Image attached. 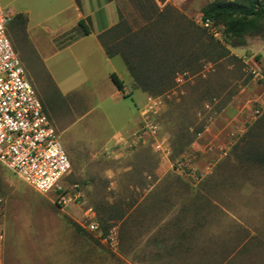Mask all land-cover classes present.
Returning a JSON list of instances; mask_svg holds the SVG:
<instances>
[{
    "label": "rangeland",
    "instance_id": "rangeland-1",
    "mask_svg": "<svg viewBox=\"0 0 264 264\" xmlns=\"http://www.w3.org/2000/svg\"><path fill=\"white\" fill-rule=\"evenodd\" d=\"M211 2L172 0L158 6L152 0H119L118 31L139 34L133 45L143 37L141 46L149 51L148 59H133L141 72L164 69L176 56L184 70L174 74L172 88L163 95L150 96L159 102L155 140L115 154L102 150L92 158L84 155L88 134L100 149L108 132L120 127L109 111H135L134 98L114 105L107 96L99 99L89 82L78 93L84 100H75L76 93L60 99L48 73L52 62L44 64L36 52L49 50L60 28L72 29L71 15L56 16L63 7L59 0H0V8L13 13L7 26L12 46L70 163L74 159L61 184L76 185L81 195L76 205L60 209L53 190L37 194L0 166V232L7 240L3 264H60L66 257L79 264L85 253L92 264H264V19L257 33L244 37V47L232 48L224 33L217 40L201 28V10ZM25 11L32 12L29 18L21 15L26 23L14 19ZM78 34L74 28L64 40ZM207 37L228 55L206 61L201 43ZM112 43L114 49H128ZM113 64L125 79L122 60ZM71 73L76 74L68 68L66 89L77 83L75 78L70 83ZM156 141L161 150L153 147ZM159 172L164 179L158 180ZM90 212L103 233L114 230L116 248L80 226H86ZM164 233L188 240L169 246L173 254L167 263L154 256L146 240ZM179 247L182 262L174 259Z\"/></svg>",
    "mask_w": 264,
    "mask_h": 264
},
{
    "label": "built area",
    "instance_id": "built-area-1",
    "mask_svg": "<svg viewBox=\"0 0 264 264\" xmlns=\"http://www.w3.org/2000/svg\"><path fill=\"white\" fill-rule=\"evenodd\" d=\"M254 1L264 3V0ZM12 15V11L0 8V166L37 194L44 195L53 190L56 205L64 209L76 205L81 195L76 185L65 187L61 184L70 173V160L12 46L7 32ZM200 25L211 37L222 38L221 25L202 18ZM154 106L143 112L140 130L128 142L129 146L157 138ZM254 114L258 115L259 110ZM153 147L161 150V143L156 141ZM185 165L182 163L180 169H184ZM2 208L3 199L0 197V215ZM80 226L96 234L111 248L117 247L114 230L103 233L91 212L86 226ZM2 241L3 233L0 232V244Z\"/></svg>",
    "mask_w": 264,
    "mask_h": 264
},
{
    "label": "crops",
    "instance_id": "crops-1",
    "mask_svg": "<svg viewBox=\"0 0 264 264\" xmlns=\"http://www.w3.org/2000/svg\"><path fill=\"white\" fill-rule=\"evenodd\" d=\"M61 1L63 7L60 8L55 14L56 16L71 15L74 20L72 29H62L60 28L55 32V39L52 41L53 45L50 49L38 48L37 57L44 63L48 64L52 62V71L48 72L50 74L53 83V93H55L60 99H67L72 94L76 93L78 96L75 100H84V96L78 93L82 92V87L91 82L93 84L92 92L99 95V99H102V95L107 96L114 105L126 103L125 98H134L133 104L135 106V111L129 112L125 110L109 111V117H117L120 123L119 130L117 132L110 131L101 141L102 145L100 149L95 148V140L92 134H88L87 138L89 140L84 146V155L95 158L97 152L105 150L109 153L115 154V152H122L129 146L130 141L133 140V136L138 133L142 123V115L145 110H148L152 106L156 113L159 111V102L156 99L148 96L142 91L135 89L133 86V81L128 73L126 67L125 79L120 75L113 64V61L118 56L113 58H108L104 52V49L98 41V36L115 25H117L120 20V8L119 0H59ZM78 1L79 5H77ZM155 5H167L172 0H152ZM31 11H25L19 15H26L28 18L31 15ZM24 15V16H25ZM84 20V26L87 30H90V34L87 36H77L75 40L65 41L67 33L76 28L78 21ZM121 59V58H120ZM101 67L105 68V72L102 75ZM49 68V67H48ZM74 69L76 72L75 76L71 73L70 83L75 78L76 85L73 88L66 89V70ZM50 69V68H49ZM115 74L118 79L123 83V91H118V89L112 83L110 76ZM72 75V76H71ZM103 76V84L101 83V77ZM82 79V81H80ZM95 80L98 83H95ZM101 94V95H100ZM139 97V104L136 103L135 98ZM48 117V116H47ZM49 119V118H48ZM50 121V120H49ZM52 124V122L50 121ZM53 126V124H52ZM57 131V129L55 128ZM148 141L145 140L144 143L136 144L134 147H146ZM74 164V159L71 160ZM70 163V164H71ZM107 177H111V172H106ZM158 180L164 179L166 174L158 173ZM148 195L152 190L145 191ZM142 202V201H141ZM162 223H166L162 221ZM160 227V226H159ZM0 244V264H3V249L7 240L4 237ZM8 239V238H7ZM148 243L152 245V249L155 250L154 256L160 260L162 257L167 263L169 256L173 254L172 245L182 246L187 244L188 240L184 236L172 237L166 233L162 235L153 236L152 234L146 238ZM135 243V242H134ZM164 246V247H163ZM168 246V247H167ZM175 260L183 261V250L182 247L175 249ZM119 258L124 262L126 261L125 255L120 254ZM186 258V257H185ZM184 258V260H185ZM74 260V259H73ZM154 261V260H153ZM54 264H57V260H54ZM60 264H70V259L62 258ZM79 264H92V258L90 254L85 253L82 261ZM163 264V263H159ZM181 264V263H180Z\"/></svg>",
    "mask_w": 264,
    "mask_h": 264
},
{
    "label": "trees",
    "instance_id": "trees-1",
    "mask_svg": "<svg viewBox=\"0 0 264 264\" xmlns=\"http://www.w3.org/2000/svg\"><path fill=\"white\" fill-rule=\"evenodd\" d=\"M79 5L78 1H76ZM202 20H210L215 24L221 25L224 28V35L226 43L230 42L232 48L244 47L245 36L250 32H258V22L264 19V3H257L254 0H216L209 3L201 10ZM15 20H22L21 15L15 16ZM26 23L27 20H22ZM84 20H80L77 23V30L79 34L77 36H87L90 34V30H87L84 26ZM121 23L115 25L108 31L98 36V41L108 58L120 57L128 73L130 74L133 86L135 89L142 91L148 96H161L168 89L172 88L174 74L184 70V66L181 63V57L176 56L175 62L168 65L166 68H159L149 72L145 71V74L141 72L140 67L133 62V59L140 57L141 59H148L149 51L143 48V37L139 38V43L133 45V39H138L139 34H130V30H127V36H122L118 31ZM129 32V34H128ZM77 36L72 39L75 40ZM204 37V33L201 35ZM117 44H125L128 49H114L108 45V41ZM71 40V41H72ZM203 42V41H202ZM112 43V44H113ZM205 47L202 52V57L208 62H216L223 59L228 52L219 43L214 42L210 37H207L204 44ZM141 72V74H140ZM148 72V73H147ZM147 73V74H146ZM110 79L118 91H123V83L118 79L115 74L110 76Z\"/></svg>",
    "mask_w": 264,
    "mask_h": 264
}]
</instances>
